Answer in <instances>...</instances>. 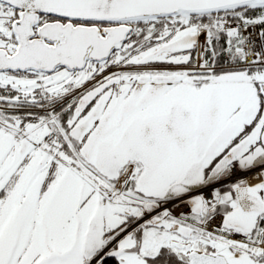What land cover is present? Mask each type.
Here are the masks:
<instances>
[{
	"label": "snow or ice",
	"instance_id": "obj_1",
	"mask_svg": "<svg viewBox=\"0 0 264 264\" xmlns=\"http://www.w3.org/2000/svg\"><path fill=\"white\" fill-rule=\"evenodd\" d=\"M0 264H264V0H0Z\"/></svg>",
	"mask_w": 264,
	"mask_h": 264
}]
</instances>
